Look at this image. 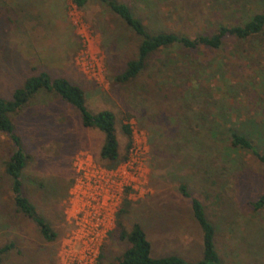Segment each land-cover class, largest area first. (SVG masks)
Wrapping results in <instances>:
<instances>
[{
    "label": "rangeland",
    "instance_id": "374dc122",
    "mask_svg": "<svg viewBox=\"0 0 264 264\" xmlns=\"http://www.w3.org/2000/svg\"><path fill=\"white\" fill-rule=\"evenodd\" d=\"M156 25L190 37L220 24H241L264 0H118ZM135 8V9H136ZM140 11V10H138ZM137 38L99 0H0V97L9 99L40 71L64 77L83 93L91 113L114 115L118 160L99 159L102 133L83 127L78 111L52 93H39L11 115L27 161L22 192L56 233L44 240L17 211L3 170L11 150L0 132V264H104L143 228L153 257H200V230L186 186L215 229L222 264H264V206L252 203L264 166L229 144L245 135L264 154V27L218 48L171 46L151 55L137 76H114L136 52ZM132 140L121 131L126 122ZM125 201V202H124Z\"/></svg>",
    "mask_w": 264,
    "mask_h": 264
},
{
    "label": "trees",
    "instance_id": "16d2710c",
    "mask_svg": "<svg viewBox=\"0 0 264 264\" xmlns=\"http://www.w3.org/2000/svg\"><path fill=\"white\" fill-rule=\"evenodd\" d=\"M99 1L138 39L135 56L127 60L123 70L114 76V79L121 83L137 76L146 66L149 57L162 49L177 45L187 49L199 46L218 48L226 36L244 39L259 33L264 27L263 10L250 15L241 24H220L209 33H197L190 37L158 25L149 28L139 13L143 12V8L135 7V9L118 0ZM73 2L80 7L84 0H73ZM42 92L52 93L60 97L78 111L80 124L83 127L96 128L102 133L103 139L98 150V156L104 165L108 167L114 165L118 160V151L113 113L107 109L91 113L84 105L82 90L64 77L50 78L46 72L40 71L35 75L26 77L22 84L12 91L9 99L0 97V132L8 137L11 145L8 157L4 161L3 170L10 180L9 186L14 207L34 222L44 240L52 241L55 239L56 233L49 223L37 213L35 206L22 192L21 171L26 165L27 156L20 137L14 132V125L11 120L12 114L18 112L27 102ZM120 128L127 139L126 147L128 148L132 140V130L127 121L123 122ZM229 144L233 148L248 150L264 166V154L258 152L245 135L231 131ZM177 189L182 197L189 199L191 217L199 227L200 257L195 260H188L176 254L153 257L150 253V242L141 225L138 222H133L130 228L126 230L118 220L119 214L125 212V208L121 206L115 215V229L117 236L125 240L127 246L118 256L104 264H222L215 248L214 226L207 219L201 202L190 195L184 184L179 183ZM252 205L255 209L264 206V185ZM10 245L11 243L1 247L0 253L7 250Z\"/></svg>",
    "mask_w": 264,
    "mask_h": 264
}]
</instances>
